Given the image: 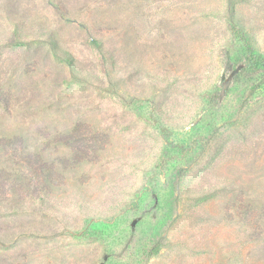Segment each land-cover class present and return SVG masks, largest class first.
Masks as SVG:
<instances>
[{
  "label": "rangeland",
  "instance_id": "1",
  "mask_svg": "<svg viewBox=\"0 0 264 264\" xmlns=\"http://www.w3.org/2000/svg\"><path fill=\"white\" fill-rule=\"evenodd\" d=\"M232 24L264 53V0H0V264H264Z\"/></svg>",
  "mask_w": 264,
  "mask_h": 264
},
{
  "label": "trees",
  "instance_id": "2",
  "mask_svg": "<svg viewBox=\"0 0 264 264\" xmlns=\"http://www.w3.org/2000/svg\"><path fill=\"white\" fill-rule=\"evenodd\" d=\"M230 27L232 47L235 48V69L233 74V83L236 87L247 86L250 91V97H254L258 90L264 89V53L259 51L246 37L243 29L240 26L232 24ZM219 96L217 95L215 100ZM211 100V97L209 98ZM88 239L102 240L110 244L111 235L106 230L97 226H91L84 233ZM130 241V240H129ZM154 246L149 250V256H157L160 251V240L154 239ZM116 257L111 255L109 264H115Z\"/></svg>",
  "mask_w": 264,
  "mask_h": 264
}]
</instances>
